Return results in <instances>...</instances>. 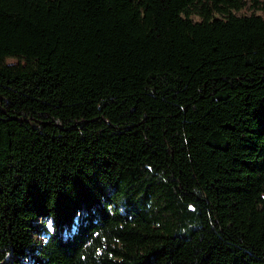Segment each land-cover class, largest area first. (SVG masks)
I'll return each mask as SVG.
<instances>
[{"label": "trees", "instance_id": "obj_1", "mask_svg": "<svg viewBox=\"0 0 264 264\" xmlns=\"http://www.w3.org/2000/svg\"><path fill=\"white\" fill-rule=\"evenodd\" d=\"M242 6L0 0V264H264V16Z\"/></svg>", "mask_w": 264, "mask_h": 264}, {"label": "rangeland", "instance_id": "obj_2", "mask_svg": "<svg viewBox=\"0 0 264 264\" xmlns=\"http://www.w3.org/2000/svg\"><path fill=\"white\" fill-rule=\"evenodd\" d=\"M257 1H258V5L264 3V0H257ZM232 12L238 15L254 13L264 16V12L260 8H257L253 0H243V6L239 10H232ZM192 18L197 19V16H192ZM38 239L41 240L42 238L39 237Z\"/></svg>", "mask_w": 264, "mask_h": 264}, {"label": "snow or ice", "instance_id": "obj_3", "mask_svg": "<svg viewBox=\"0 0 264 264\" xmlns=\"http://www.w3.org/2000/svg\"><path fill=\"white\" fill-rule=\"evenodd\" d=\"M49 227H51V225H49Z\"/></svg>", "mask_w": 264, "mask_h": 264}]
</instances>
